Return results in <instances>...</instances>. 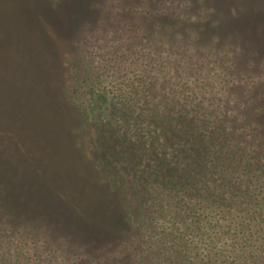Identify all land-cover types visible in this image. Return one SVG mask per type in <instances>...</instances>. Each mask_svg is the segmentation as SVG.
Returning a JSON list of instances; mask_svg holds the SVG:
<instances>
[{"label":"rangeland","instance_id":"1","mask_svg":"<svg viewBox=\"0 0 264 264\" xmlns=\"http://www.w3.org/2000/svg\"><path fill=\"white\" fill-rule=\"evenodd\" d=\"M173 103L264 126V0H0V264H170L131 154ZM199 215L186 241L215 247Z\"/></svg>","mask_w":264,"mask_h":264},{"label":"trees","instance_id":"2","mask_svg":"<svg viewBox=\"0 0 264 264\" xmlns=\"http://www.w3.org/2000/svg\"><path fill=\"white\" fill-rule=\"evenodd\" d=\"M212 110L192 113L185 105L179 107L176 103L158 108L157 112L151 110L152 121L146 130L152 133L154 128L158 133L152 137V142L156 140L152 143L155 157L147 162L142 156L133 154V157L130 153L139 164L140 180L133 185L140 194L139 205L143 204L146 191H151L160 215L156 221H146L142 234L168 246L169 230L173 236L170 247L174 250L170 252V247L165 250L159 245L169 254L170 264H264V181L261 179L264 164L263 156L258 157L261 146H255L261 135L257 131H263L264 135V126L260 130L256 125L247 129L244 124L253 141L250 139L249 143L245 137L241 140L239 137L238 142L225 121V129H218V115ZM148 111L144 108L143 114ZM100 140L104 138L101 136ZM142 143L144 146L146 140ZM101 145L113 152L112 143ZM126 207L130 210L129 203ZM144 208L145 217L147 208ZM199 213L218 224L215 247L201 249L198 245V249L186 241L190 231L198 230L190 218L200 217ZM211 227L215 230V226ZM131 238L126 237L131 247H135ZM24 255L12 259L24 264ZM144 259L142 255L141 260Z\"/></svg>","mask_w":264,"mask_h":264},{"label":"flooded vegetation","instance_id":"3","mask_svg":"<svg viewBox=\"0 0 264 264\" xmlns=\"http://www.w3.org/2000/svg\"><path fill=\"white\" fill-rule=\"evenodd\" d=\"M245 127L244 126V124H242V125H239V127H237V129L238 128H240V129H242V131L243 132H247V134H245V136L248 138V131H247V129H249V128H247L246 130H245V128L243 129V128ZM242 132V133H243ZM242 133H239V134H237V140H238V142H239V137H240V140L244 137V136H242ZM261 137H262V144H259L260 143V141L255 145L256 147H260L261 146V150L259 151V156L258 157H260L261 155L263 156L262 157V162H263V164H264V135H260ZM249 143H250V141H249ZM263 149V150H262ZM257 154H258V152H256ZM255 153V154H256ZM261 179H262V182L264 181V165H263V175H261ZM254 181L256 182L257 181V178L255 177V179H254Z\"/></svg>","mask_w":264,"mask_h":264}]
</instances>
